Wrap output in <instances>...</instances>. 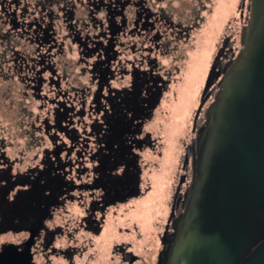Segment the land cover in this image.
Masks as SVG:
<instances>
[{
    "label": "flooded vegetation",
    "instance_id": "1",
    "mask_svg": "<svg viewBox=\"0 0 264 264\" xmlns=\"http://www.w3.org/2000/svg\"><path fill=\"white\" fill-rule=\"evenodd\" d=\"M229 1L0 0V253L8 244L24 252L31 242L29 264H54L55 258L74 264L87 248L79 245L80 234L112 240L117 230L141 238L142 223L126 225L112 216L131 215L138 202L150 205L145 200L153 185L143 174L159 164L144 154L161 159L164 153L162 135L148 126L181 73L184 50L198 43L200 32L214 31L194 136L203 122L214 94L196 116L215 60L222 70L242 47L249 0L227 8ZM29 97L34 109L24 105ZM190 142L180 154L165 221L160 213H145L154 246L137 251L133 239H115L107 264H157L179 212L174 205L191 182L184 169ZM73 203L83 210L74 222ZM59 238L67 245L58 246Z\"/></svg>",
    "mask_w": 264,
    "mask_h": 264
},
{
    "label": "water",
    "instance_id": "2",
    "mask_svg": "<svg viewBox=\"0 0 264 264\" xmlns=\"http://www.w3.org/2000/svg\"><path fill=\"white\" fill-rule=\"evenodd\" d=\"M248 12L240 51L207 78L196 117L213 101L187 147L191 182L157 264H264V0ZM27 245H6L0 263L29 264Z\"/></svg>",
    "mask_w": 264,
    "mask_h": 264
},
{
    "label": "rangeland",
    "instance_id": "3",
    "mask_svg": "<svg viewBox=\"0 0 264 264\" xmlns=\"http://www.w3.org/2000/svg\"><path fill=\"white\" fill-rule=\"evenodd\" d=\"M232 1H229V4H223L228 8V6H232ZM218 32L219 29L216 30V33ZM210 34H213V37H215L214 39H218V34L217 36H214V31H203L200 32L198 43L195 44L193 48H186L184 50L185 57L182 62L178 63L181 67V73L177 76L176 82L172 84L171 90L165 95L163 105L157 112L154 123H151V125L148 126H153V128L156 129V134L162 135V151L164 153V156L161 159L152 155H147L148 153L144 154L145 161L150 159L158 162L159 164L158 166L153 164L143 174L145 181L144 183L146 184L147 182H151L153 185L152 196L145 200V202L149 201L150 203H148L150 205L146 207V204L138 202V204L134 206V210H132V207H130L131 209L128 210L131 215L125 213V210H123V215H109V217L112 216L115 221L123 222V224L126 225H131L134 220L136 222L142 223L140 226L143 233L141 238H138L137 232L132 233L133 236H124L118 234V231L115 230V232H117V237L114 236L115 238L113 237L114 239L112 240L105 239L108 241V243L104 244L105 240L101 236L99 237L94 234H85L82 236L80 234L78 236L79 245L87 246V248L86 251L83 252L82 256H78L76 258L74 264H107V260L110 258V256H112L111 246L115 239H133V242H137L135 245L138 247L137 251H140L144 245L154 246V242H148L150 235L146 229L150 230L151 227L146 226L148 221L145 213H147V211H149L150 214L154 213L155 215L160 213V215L163 216L162 218H164L162 220L164 222L165 217L169 212L168 200H170V195L172 194L175 187V176L180 169V154L184 152L186 144L189 143L191 137L194 136L191 129L192 122L200 103L199 98L202 89L204 88L205 80L212 62V56L216 49L215 41L211 42L209 39ZM190 95L192 96L191 98H189ZM185 98H189V104H187V106L185 105ZM24 105L25 107H28V109H34V107L37 105V102L34 98L29 97L24 99ZM207 105L208 104H206L204 107L206 108ZM184 107L187 111L185 110L183 112ZM181 111L183 112V119L179 115ZM203 112L200 115L199 123L204 119ZM24 120L25 141L27 139L26 130L29 129L26 123L30 120L26 112L24 113ZM35 149L36 148H32L31 150ZM157 198L158 201L156 203ZM70 209L73 222L80 218V216L83 214V210L78 206L77 203L71 204ZM132 214H135V217ZM108 228L109 227L106 229ZM57 245H67V239L59 238L57 240ZM107 245H109V247L105 249L103 246ZM105 252L106 255H104ZM115 260H117V258ZM54 264L69 263L63 258H55Z\"/></svg>",
    "mask_w": 264,
    "mask_h": 264
}]
</instances>
